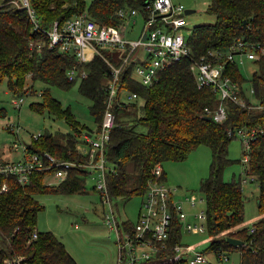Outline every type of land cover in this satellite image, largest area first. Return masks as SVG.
<instances>
[{
	"label": "trees",
	"instance_id": "trees-1",
	"mask_svg": "<svg viewBox=\"0 0 264 264\" xmlns=\"http://www.w3.org/2000/svg\"><path fill=\"white\" fill-rule=\"evenodd\" d=\"M29 1L43 29H50L56 21L62 24L86 13L99 25H115L124 30L130 19L129 15L122 17L120 11L130 14L137 9L142 14L150 0H92L90 4L86 0ZM206 10L215 17V22L192 28L188 42L193 57L200 59L209 51L226 50L239 39L252 44L259 58L255 60L258 70L250 82L256 98L264 104V0H211ZM49 43V36L35 28L27 9L11 6L0 9V83L7 79L9 89L17 93L25 88L30 77L33 82L30 88L36 93L34 82H45L47 87L42 89L41 101L31 103L30 107L39 113L48 110L65 119L73 129L65 142L49 133L32 137L28 153L48 151L61 159L84 161L77 145L86 141L79 135L85 131L94 134L102 126L109 66L101 56L83 64L89 74L80 79L79 92L92 101L90 113L98 124L92 130L78 120L70 106H64L52 95L53 86L65 90L73 87L75 81L68 79L67 72L78 61L76 55L58 47L50 48ZM225 71L239 84L240 95L250 102L243 88L249 80L240 66L228 63ZM158 76L152 86L136 79L132 68L122 76L121 87L136 93L144 104L143 114L134 125L120 114L123 108L138 107L137 101L114 106L116 124L107 146V156L114 168L107 175L111 197L131 199L139 194L145 197L157 164L163 167L169 160H185L200 145H208L212 150L210 174L200 185L206 200L204 232L207 230L210 237L208 250L219 259L226 252L239 251L240 264H264V135L252 142L247 162L248 172L255 176L260 189V217L252 225H243L245 199L240 182L224 178L225 168L233 162L228 155L234 137L229 135V129L264 125V108L251 109L227 99V119L206 120V108L217 107L218 94L211 87L198 86L189 58L166 67ZM5 115L3 108L0 117ZM139 125L147 131L137 130ZM45 176V172H36L29 183L21 184L15 177L0 175V264H8V259L18 256L24 257L23 264H78L53 231L38 230V215L44 209L38 195L85 192L89 176L84 169H76L68 179L54 185L46 184ZM161 179H166L164 169ZM4 184L6 190H2ZM133 225L130 220L122 224L127 231ZM182 228L174 218L168 247L157 254V262L152 264H191L192 253L174 259L173 246L182 244ZM35 231L38 237L32 238ZM228 237L244 243H230Z\"/></svg>",
	"mask_w": 264,
	"mask_h": 264
},
{
	"label": "built area",
	"instance_id": "built-area-1",
	"mask_svg": "<svg viewBox=\"0 0 264 264\" xmlns=\"http://www.w3.org/2000/svg\"><path fill=\"white\" fill-rule=\"evenodd\" d=\"M6 6L27 9L35 28L49 36L50 48L58 47L61 51L76 55L78 64L73 65L67 72L68 79L76 81L84 79L89 72L83 64L91 62L96 56H101L109 66L108 79L106 81L105 113L102 126L94 134L86 137L85 143H80L78 151L84 161L65 160L54 154L46 152L28 153V146L14 142L13 149L22 148L25 154L22 159H0V175L15 177L21 184L30 182L36 172H45V182L48 185L59 184L68 179L70 173L76 169H84L89 178L97 180L94 188L100 193L103 203H108L111 212L105 213V221L110 228L115 230L119 241V256L117 264H152L157 262V254L168 247V240L174 225V218L188 231L204 232L205 223H192L187 221L186 203L195 206V199L186 196L178 199V188L169 187L161 179L163 167L159 163L154 169V179L149 183L148 191L142 201V208L138 220L131 231L125 228L121 230L120 223L114 215L112 197L109 192L107 175L114 171L107 156V146L111 130L116 124L115 104L122 105L138 98L136 93L130 92L126 100L121 99L122 76L129 68L133 69L134 77L139 73L140 82L152 86L158 80V74L166 67L190 59V69L194 73L199 87H211L218 94V105L214 110L206 108L207 115L217 122H223L228 117L226 100L251 108L261 109V102L247 101L240 95L239 84L226 73L228 63H244L245 57L256 60L259 58L253 45L241 39L233 42L226 50L209 51L208 55L195 59L188 42L189 37L184 34L188 24L185 7L175 0H150L143 12L144 26L137 39L125 37L128 28L124 30L115 25H99L95 20L83 13L67 19L60 24L54 22L50 29L40 26L39 18L29 0H0V9ZM140 14L137 9L129 13L120 11V15L128 16L133 23L137 22L135 16ZM132 31H128L130 34ZM145 35V38H143ZM191 35V34H190ZM34 46V44L32 45ZM40 47V45H38ZM106 51L118 53L116 57L110 56ZM113 55V53H112ZM82 66V67H81ZM126 90V89H125ZM127 91V90H126ZM252 95H255L251 87ZM250 96V95H249ZM13 104L21 108L23 97H15ZM122 103V104H121ZM14 130V125H11ZM239 133L245 143L246 151L244 162L250 159L252 142L259 135H264V125L257 127H238L229 129V135L236 136ZM19 136V130H17ZM39 136V135H38ZM38 136L34 137L37 138ZM253 179V178H252ZM7 189L4 184L2 190ZM191 199V201H190ZM206 211H201L194 216L205 219ZM206 220V219H205ZM123 224V223H122ZM35 231L32 238H37ZM196 245L176 244L175 260L180 256L193 253L191 264L207 261L206 256L194 251ZM227 258V257H226ZM24 257L18 256L7 260L8 264H23Z\"/></svg>",
	"mask_w": 264,
	"mask_h": 264
},
{
	"label": "rangeland",
	"instance_id": "rangeland-1",
	"mask_svg": "<svg viewBox=\"0 0 264 264\" xmlns=\"http://www.w3.org/2000/svg\"><path fill=\"white\" fill-rule=\"evenodd\" d=\"M19 1L21 2V0ZM86 1L90 4L92 0ZM175 2L183 4L185 9L195 10V12L186 15L188 24L184 34L187 37H190L194 26L215 22V17L207 13L206 10L211 0H175ZM135 18L137 21L135 23L132 20L126 22L128 30L125 37L130 39H137L144 26L143 14H138ZM128 31L132 32L129 34ZM106 52L108 54L113 53L114 57L118 54L114 51ZM240 69L245 78L249 80L243 84V88L253 102H257L258 99L251 93L250 78L258 70V64L255 60L245 57L244 63H240ZM135 76L140 79L141 75L137 73ZM80 81L78 78L70 90L53 86L51 92L64 106L72 108L81 123L95 130L98 124L90 113L92 101L79 92ZM32 84L33 82L29 77L25 88L16 93L9 89L7 79L0 83V110L4 108L6 111V115L0 117V157L6 160L23 158L22 148L19 150L12 148L15 141L28 146L33 136L49 133L53 134L60 142H65L69 134L73 133V129L65 119L50 113L48 110L39 113L30 107L31 103L41 101L42 89L47 87L45 82L35 81L33 86L36 93H34L30 88ZM26 89L28 91H25ZM129 94V91L122 90L123 97L126 98ZM15 97L24 98L21 108L13 104L12 100ZM133 101L138 102V107L123 108L120 114L122 117L126 116L130 119V125H134L137 118L143 114L144 100L139 98ZM11 125H14V131L10 130ZM136 129L142 132L147 131V128L142 125L137 126ZM17 130H19V136ZM245 151L243 138L237 133L229 144L228 155L233 162L225 168L224 178L227 181L240 182L245 199V223L243 225L250 226L254 222L252 220L260 215L258 209L260 189L255 176L248 172L249 164L243 160ZM240 159L241 161H239ZM211 162V148L208 145H200L189 154L187 159L182 161L169 160L163 164L166 185L178 188L177 198L184 200L186 196H190L191 199H195L194 207H190L186 203V213H189L187 221L192 223H205V219L195 217L194 214H198L202 210L206 211V200L200 185L201 181L210 174ZM96 179L90 177L87 180L85 192L38 195L44 209L39 212L37 227L40 231H53L66 244L67 249L75 257L78 264H117L119 256L118 235L105 222V213L111 212V210L109 204L103 203L100 193L94 188ZM135 180L133 179V182ZM143 198L144 196L141 194L135 195L131 199L112 198L114 215L120 223L121 230L123 229V222L130 220L135 223L138 220ZM209 241L210 237L207 230L197 232L188 231L184 228L181 231V243L196 245L194 251L203 252L207 258V261L197 264H240L239 251L226 252L219 259L213 251L208 250ZM191 257H194L193 253Z\"/></svg>",
	"mask_w": 264,
	"mask_h": 264
},
{
	"label": "water",
	"instance_id": "water-1",
	"mask_svg": "<svg viewBox=\"0 0 264 264\" xmlns=\"http://www.w3.org/2000/svg\"><path fill=\"white\" fill-rule=\"evenodd\" d=\"M185 12H186V14H190V13L195 12V10L194 9H186ZM143 38H145V35H144ZM204 119L211 120L212 117L209 116V115H206V116H204ZM227 240L230 243H233V244H236V245H240V244H243L244 243L241 239H237V238H233V237H228Z\"/></svg>",
	"mask_w": 264,
	"mask_h": 264
},
{
	"label": "crops",
	"instance_id": "crops-1",
	"mask_svg": "<svg viewBox=\"0 0 264 264\" xmlns=\"http://www.w3.org/2000/svg\"><path fill=\"white\" fill-rule=\"evenodd\" d=\"M127 98V97H126ZM121 99L124 101V100H126L125 99V97H123L122 96V92H121ZM87 136H90V133H84L82 136H81V139L82 140H86V137ZM79 145V144H78ZM77 145V146H78ZM13 148V147H12ZM77 149H78V147H77ZM14 150V149H13ZM25 154L23 153V156H24ZM0 159H3L4 160V158L3 157H0ZM22 159V158H21ZM165 181H166V179H165ZM190 197V196H189ZM143 201V200H142ZM141 207V206H140ZM191 207V206H190ZM189 216V215H188ZM260 217V215L258 216V217H256V218H254L252 221H255L256 219H258ZM106 222V221H105ZM107 225H109V224H107ZM110 227V226H109ZM111 229V228H110ZM182 229H184V228H182ZM111 230H113V229H111ZM118 262V261H117Z\"/></svg>",
	"mask_w": 264,
	"mask_h": 264
}]
</instances>
